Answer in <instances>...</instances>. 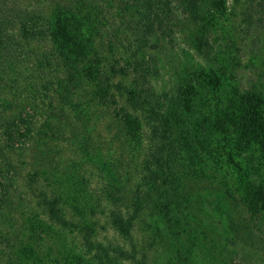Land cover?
I'll use <instances>...</instances> for the list:
<instances>
[{"label": "trees", "instance_id": "trees-1", "mask_svg": "<svg viewBox=\"0 0 264 264\" xmlns=\"http://www.w3.org/2000/svg\"><path fill=\"white\" fill-rule=\"evenodd\" d=\"M43 1L51 3L49 10L35 11L29 0H0V69L4 67L0 76L1 86L14 89L11 82L14 76L10 72L15 73L14 63L20 59V51L33 42H43L46 55L57 60L60 66V74L37 81L35 99L43 102L54 100V104L43 110L45 118L37 129L31 120L26 121L22 113L14 112L21 99L17 92H10L11 98L0 93V119L5 122L6 142L13 148L17 145L30 152L34 164L41 167L39 170L45 175V180L53 172V168L48 167L55 160L49 156L52 153L51 144L64 140L73 145L80 158L99 169L103 214L107 215L108 223L124 241L123 244L112 240L100 241L96 238L99 234L98 222L91 218L87 223L80 221V226H77L80 248L63 260L61 249L66 250L63 231L74 225V218H70L67 212L71 208H80L66 202L56 188L51 190L50 185L43 184L39 172L32 176V182L27 187L32 189L31 198L35 208L41 211V218L34 215L28 220L32 227L27 240L15 238L16 219L13 225L8 222V217L13 209L19 207L20 199L6 193L8 186L4 180L7 175L0 170V242L4 247V250L0 248V264H37V249L45 245L48 238L63 241L58 250L59 258L48 257L55 262L62 259L61 264H117L118 258L138 263L135 227L141 221L146 222L149 209L156 226L160 213L150 204L154 202L152 193L142 185L146 171L149 179H160L162 185L159 187L164 186L161 195L165 199L163 210L172 216L174 210L177 213L179 208L184 209V185L190 178L201 176L198 173H224L230 167L225 163L227 159L237 165L236 155L249 153L250 149L264 164V100L261 95L236 90L225 107L217 105L210 108V103L205 104L200 99V88L207 84L206 79L210 75H197V82L193 83L195 86L191 83L178 86L168 100L156 90L151 72L147 71L149 62L138 55L141 47L159 44L165 36L173 37L174 7L200 26L198 45H201L207 34L206 23L210 15L202 10L206 6L205 0ZM246 1V8L250 11L247 14L251 17L254 0ZM101 3L116 8L122 20L118 28L105 35L102 25L96 24V18L101 20V15L105 14ZM209 8L221 13L227 8L226 0H211ZM128 12L133 17L130 34L138 44L137 54L132 53L137 57L128 63L127 55L125 61L120 60L122 65L109 67L106 53L118 48L120 41H128ZM125 19L127 23H124ZM118 35L119 41L116 38ZM128 65L133 69L128 70ZM213 69L209 68L210 72L218 74ZM116 75L120 76L118 82H115ZM214 75L207 85L214 91H220L221 79ZM128 79L132 80L129 86L124 82ZM42 84L47 86L45 93L39 89ZM98 110L105 111L104 120L116 123L125 132L126 139L137 128H141L142 133L145 131L149 139L146 157L150 154L148 163L154 160L157 172L148 165L135 187L125 184V173L117 168L111 146L101 149L94 145L101 119ZM116 117H120L119 120ZM252 175L249 169L239 176L238 188L243 196L240 200L253 212L262 210L264 213V184L258 183ZM153 180L147 181L145 186L149 187ZM25 194L28 192L25 191ZM88 207L91 217H95V208ZM12 217L15 216L12 214ZM155 230L163 232L161 227H155ZM127 241L131 248L125 246ZM50 248L53 252L52 246Z\"/></svg>", "mask_w": 264, "mask_h": 264}, {"label": "rangeland", "instance_id": "rangeland-1", "mask_svg": "<svg viewBox=\"0 0 264 264\" xmlns=\"http://www.w3.org/2000/svg\"><path fill=\"white\" fill-rule=\"evenodd\" d=\"M29 2L32 3L30 6L34 7L35 11L49 10L51 6V3L43 0H29ZM246 2V0H226L227 8L219 13L209 8L211 0H205L206 6L202 10L210 15L206 23L207 34L201 45H198L201 39L200 26L193 23L180 9L172 8L176 16L172 27L173 37L165 36L159 44L143 45L138 53L141 58L149 62L147 71L151 72L152 83L156 90L163 97L165 96V100L174 94L178 86H184L186 83L196 84L197 75H210L206 82L207 84L212 82L214 72H210L209 68H214L213 70L218 73L214 77L217 75L221 79L220 91L219 89L214 91L207 84L200 88V99L205 104L210 103V108L217 105L225 107L236 90L261 95L264 100V0H254L251 17L247 14L250 11L246 8ZM101 5L105 14L101 15V20L96 18V24L102 25L105 35L118 28L122 20L116 8L110 7L107 3ZM131 18L133 17L128 12V39H126L128 41H120L118 48L106 53L105 59L108 60L109 67H118L120 60H124L127 55L128 63L129 60L137 57L135 54L138 51V44L130 34L131 28H129ZM100 21L104 23L100 24ZM124 23H127L126 19ZM116 38L120 40L119 35ZM21 52L20 59L14 63L15 73L10 72L11 76H14L11 80L14 89L3 88L0 84V93L11 98L10 92H17L21 99L14 112L22 113L26 121L31 120L32 125L37 129L45 118L43 110L48 109L49 104L54 102V100L43 102L35 99L37 81L39 78L60 74V66L57 60L46 55L43 42H33L25 46ZM130 68L133 69V66L128 65V70ZM202 70L207 72L203 73ZM116 81H120V76L116 75ZM124 82L129 86L132 80L128 79ZM141 86L147 87L142 84ZM46 87L42 84L39 89L45 93ZM115 91L119 92L118 89ZM199 103L207 108L200 101ZM104 112L103 110L97 112L101 119L94 145L101 149L111 146L117 168H121L125 173V184L135 187L148 165L156 172L158 170L154 160L148 163L150 154L146 157L149 139L145 131L142 133L141 128L131 132L130 137L126 139L125 132L116 123L111 124L112 120H104ZM116 118L119 120L120 117ZM4 123L0 119V170L7 175L4 180L8 186L6 193L20 199L19 207L13 209L8 222L13 224L16 219L15 225L13 224L16 230L15 232L13 229L15 238L27 240L28 231L32 227L28 220L34 215L41 218V211L35 208L36 204L31 198L32 189L27 185L31 184L32 176L36 172L40 175L42 172L39 170L41 167L34 164L30 152L27 153L24 147L15 145L13 148L7 144ZM51 147L52 153L49 156H53L55 160L48 167L50 166V169L52 167V171L57 174L50 172L48 180H45L43 174V178L41 177L43 184L50 185L51 190L56 188L66 202L80 209L71 208V211L67 212L70 218H74V225L63 231L66 250L61 249L62 240L48 238L47 243L40 246L41 249L40 247L37 249L39 254L37 264H61L60 262L69 254L74 255L80 248V233L77 226H80L81 222H89L90 218L98 222L97 239L123 244V238L110 226L107 215L103 214L102 183L98 178L100 171L97 166L80 158L73 145L64 140L54 141ZM240 154L236 155L237 165H233V162L227 159L225 163L230 167L224 173L200 172L198 175L201 176L190 178L183 188L184 209L179 208L176 210L177 213L174 210L172 216L163 210L165 199L161 195L164 186L159 187L162 185L160 179L153 180V177L149 179V173L146 171L142 185L153 195L154 202L150 204L160 212L159 221L155 226L150 209L146 210V222H139L134 230L138 263L131 260L122 261L118 258L117 264H264V213L262 210L255 213L248 209L243 200H240L243 196L238 188L240 174L244 170L248 172L249 169L253 174L251 177L258 180V183L260 181L264 184V164L255 157L257 153L252 149L249 153L238 156ZM149 180L153 181L149 187H146V182ZM50 187L48 186L49 190ZM25 191L28 194H25ZM88 206L95 208L97 212L95 217H91L92 213ZM12 214L15 217L11 218ZM155 227H161L163 232L158 233ZM125 246L131 248L128 241ZM0 248L4 250L1 242ZM60 249L63 260L55 262L48 259L50 255L56 258ZM1 257L2 255L0 259Z\"/></svg>", "mask_w": 264, "mask_h": 264}]
</instances>
